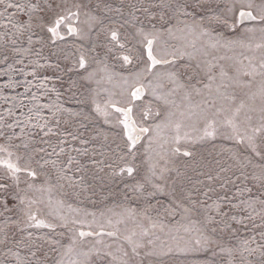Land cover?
I'll use <instances>...</instances> for the list:
<instances>
[{"label":"rangeland","instance_id":"374dc122","mask_svg":"<svg viewBox=\"0 0 264 264\" xmlns=\"http://www.w3.org/2000/svg\"><path fill=\"white\" fill-rule=\"evenodd\" d=\"M49 2L52 10L40 14L49 18L72 8L74 3L82 5L79 20L73 21L81 32L80 37L67 35L62 26L60 31L65 39L53 44L46 29L34 24L30 31L19 32L5 19L12 16L14 21L22 22L27 20L26 14L8 9L0 16V24L7 25V28L0 27V117L4 118L5 125L0 127V133H12L13 130L6 126L8 123L25 122L15 128V132L20 135L21 127L24 128L29 148L17 150L15 145L21 140L7 141L4 136H0V145H12L10 150L16 155H24L25 160L28 156L33 158L31 167L36 169L38 177L32 182L24 173L20 174L21 195L36 200L37 203L32 205L33 213L38 219L56 225V230L30 227L24 212L20 211L25 206L17 208L13 204L12 212L0 215V240H5L7 233L6 244L0 243V261L16 264L8 252L12 249L24 260L31 257L33 261L46 259V264H54L69 244L68 238L72 234L69 228L88 231L87 224L91 223L92 229L99 230L103 226L105 232H117L119 240L105 235L89 238L92 243L87 245L91 247L95 239H102L104 245L111 244V249L105 250L117 257L112 264H120L122 253L118 249L121 247L131 255L124 237L132 233H136L134 240L146 245L134 258L137 264H241V261L260 264L264 258L261 255L264 250L260 248L264 245V203H261L264 188L251 177L260 173L259 165L264 161L253 156L249 163L247 157L251 153L245 145L228 138L232 130L225 124V119L231 117L242 103L244 108L236 119L241 129L246 124L255 126L260 122L264 108V76L259 74V65L264 61V47L257 45L264 44V34L259 27L246 41V46L227 45L235 34L208 19L223 14L225 0ZM3 11L0 6V12ZM141 28L158 35L157 52L175 53L174 57H167L175 59V63L160 71L176 73L183 85L177 87L165 79V87L158 91L171 92L168 99L174 103L165 106L155 102L153 110L167 108L174 112L173 120L182 123L181 134L187 132L189 139L181 141L178 146L181 151L176 154L172 152L176 146L171 140L174 131L170 128L162 130L160 138L153 143L151 160L148 161L141 148L134 161L138 171L129 177L114 174L120 163L117 145L123 143L118 134L120 128L112 127L116 114L108 108L109 123H105V117L95 108L99 105L103 110L110 101L123 102L127 98L124 81L132 79L131 72L136 70L133 65L140 47L132 40V34ZM169 28L171 33L167 31ZM202 29L210 36L201 35ZM112 30L118 31L122 42L126 36L131 41L128 47L133 48V65L121 67L122 61L117 57L125 50L114 47L110 40ZM110 48L113 50L109 51ZM5 52L7 60L3 59ZM81 54L86 60L84 69L78 64ZM253 68L257 69L254 76L245 75ZM9 78L13 87L7 86ZM151 99L148 96L143 103L146 105ZM201 114L217 121L215 138L199 139L205 127ZM29 117L32 118L30 122ZM45 120L55 135L45 137L38 128L30 126ZM159 122V119L150 118L146 123ZM141 144L146 145L147 138ZM60 147L64 152L59 151ZM185 150L192 155L183 156ZM4 155L0 153V156ZM70 157L73 158L71 163ZM45 160L56 161V164L48 163L41 168ZM24 163L21 161L22 166ZM109 164H112L111 168ZM150 164L155 165V176L149 172ZM3 176L4 170L0 169V177ZM145 176L160 185L163 193L149 197L135 191L134 186L137 182L144 183ZM7 182L11 183L10 180ZM28 183H34V187L28 189ZM40 187L50 191H37ZM246 188H251L252 192L244 191ZM148 190L152 191L150 186ZM192 203H195V210L185 214L183 207H191ZM6 216L11 220L6 222ZM208 216L214 218L212 223H207ZM73 219L83 220L85 225L72 224ZM65 222L68 228L60 226ZM142 230H147L148 236H142ZM41 236L44 239H39ZM205 236L209 238L207 248H198L195 239ZM49 239L60 242L54 245L55 251L47 243ZM148 240L155 241L156 255H144L152 248L147 245ZM227 249L233 250L231 255ZM32 252H36L35 257L31 256ZM71 258L65 257V260ZM110 259L106 257L102 264Z\"/></svg>","mask_w":264,"mask_h":264},{"label":"snow or ice","instance_id":"6c2138e0","mask_svg":"<svg viewBox=\"0 0 264 264\" xmlns=\"http://www.w3.org/2000/svg\"><path fill=\"white\" fill-rule=\"evenodd\" d=\"M0 6H3L4 11L0 12V16H4V13L8 11V9H16L18 13H24L27 15V20L22 22L14 21L12 16H6L5 19L9 24L12 25L13 28H16L19 32L30 31L34 24L38 27L46 29L48 33H50L49 39L53 44L56 43L57 40H64L65 36L61 34L62 26L66 28L67 35L80 37L81 32L78 27L73 25V21H78L80 12L79 9L82 7L80 3H74L72 8H67L64 12L55 13L52 17H46L45 15H40L41 13H47L52 10V4L49 0H36L35 3L32 0H25L23 3L13 2V0H0ZM73 8L76 9L73 11ZM164 17H161L163 20ZM210 22H215L216 24L223 25L230 32L235 34L234 39H230L227 41V45H239L241 47L246 46V41L251 38L252 34H255L257 31V27H259V31L264 34V0H225L223 5V14H217L208 18ZM0 27L7 28L6 24H0ZM153 29H155V25H153ZM169 33H171V29H167ZM7 34V33H5ZM201 35L210 36V33L207 30L202 29ZM158 35L155 32H145L142 28L138 29L135 33L132 34V40L136 41V43L140 46L137 51L139 55L135 57V65H133L134 57L131 55L133 48L128 47L131 41L126 36L124 41L122 42L119 37V33L116 30H112L110 33V40L113 43L114 47L120 50H125L124 54H119L118 59L122 61L121 67H125L128 65H133L136 69L131 72L132 79H125L124 83L127 85V98L121 101L109 102L105 106V109H101L99 105L96 106L95 111L103 115L105 117V123H109L107 119L109 116L108 108H111L112 112L116 114L115 123L112 124V127H119L120 132L118 133L122 139V146L120 144L117 145L119 152L117 153V159L120 163H117L116 169L114 170V174L116 175H124L132 177L135 172L138 171L134 161L137 158L138 153L143 148L144 155L148 158V161L151 160L150 152L152 151L153 143H155L159 138L162 130L164 129H172L174 131V135L171 137L175 147L172 148V152L179 154L180 148L178 147L182 140L187 141L189 139V134L184 132L181 134L182 123L173 120L175 115L174 112L167 110H161L157 108L155 111L153 110L152 104L155 102H160L163 105L167 106L170 103L168 96L171 95V92L165 94L159 89L165 87L163 81L167 79L172 84H175L177 87H183L182 84L179 83L176 73L172 71H160V69L165 68L167 65L174 64L175 59L167 58L168 55L175 56V53H161L155 50V45L158 40ZM29 41L31 42V37H29ZM15 44V41H12ZM135 46V45H133ZM258 48L264 47V44H258ZM113 49H109L112 51ZM4 60L8 59V56L5 52ZM79 67L84 69L86 67V60L83 54H81L79 61ZM142 65V67H141ZM259 74L264 76V61H262L259 65ZM257 73V69L253 68L251 72H245V75L254 76ZM224 73L222 72V75ZM152 77L153 79H149ZM155 80V83H153ZM147 81V83H145ZM8 87H13L14 83L9 78ZM175 91V89H172ZM262 94H264V90H262ZM123 95V94H122ZM151 96V101H148L145 105L143 102L147 100V97ZM35 98V96H33ZM137 102H142L137 104ZM37 109L39 106H35ZM244 108V104L242 103L239 108L235 110L231 117H227L225 119V124L227 127L231 128V135L228 136L229 139L234 140L237 144L245 145L246 149L251 156L247 157L248 162L251 163L252 157H256L261 161H264V108L261 109L260 122L252 126L251 124H246L243 129L236 123V119L239 116L240 110ZM32 109H30V112ZM9 114L11 115V110H9ZM219 113H217L218 115ZM37 115H39L37 111ZM55 116V113H53ZM181 115H184L181 113ZM152 119H159V123H155L153 125H147V121ZM200 118L204 120L205 127L203 129V135L199 137V139L205 138H215L217 134V121L214 117L208 116L206 114H201ZM29 122L31 121V117L28 118ZM250 121L251 117H247ZM59 120H56V123L59 124ZM22 122L17 120L15 123L6 124L7 128L12 129V133L10 135L0 133V136H4L7 141H12L15 139H20L21 143L15 145L16 149L19 150L21 147L24 149L29 148V141L24 136V128L21 127L20 135H17L15 132V128L20 127ZM4 125V118L0 117V127ZM25 126H29L26 124ZM31 127L38 128L40 132L43 133V136L47 137L49 135H55L52 128L49 127L48 121L45 120L43 123L37 121L35 124H30ZM147 138V144L142 145L141 142ZM47 143V141H45ZM64 141H61L63 144ZM12 145L5 144L0 145V153H4V156H0V169L4 170V176L0 177V208L3 209L0 212V215H3L6 212H12V205L15 204L17 208L20 205H24L25 208L20 209V211L24 212V215L27 217V221L29 222L30 227L35 228H46L52 232H55L56 225L51 223H46L42 219H38L37 215L32 211V205L37 203L36 200L26 199L25 196L21 195L22 189H20V174L24 173L26 177H28L32 182H35L38 177V172L36 169L31 167L32 157L28 156L27 160H25L24 155H16L15 152L10 150ZM163 147V145H161ZM37 151H45L44 149H38ZM56 149H53L55 152ZM60 152H64V148L60 147ZM77 151H79L77 149ZM86 151V150H85ZM59 153H57L58 155ZM185 157H190L192 153L190 151H183L182 153ZM131 158L130 160L128 158ZM73 158H69V163H71ZM21 161H25V163L21 164ZM39 163V161H36ZM51 163L53 165L56 164V161H44V164H41L40 167L43 168L45 164ZM108 167H112V164H109ZM260 173L253 174L252 179L258 180L260 182V187L264 188V163L259 165ZM155 165H151L149 167V172L152 176H155ZM63 171V170H61ZM70 179V178H69ZM11 181L8 183L7 181ZM47 183V181H45ZM148 186L151 187L152 191L148 190ZM28 189H32L34 187V183L27 184ZM135 191L140 193V195H145L149 197H153L157 195V193H163L164 189L158 185L153 183L152 179L149 176L144 177V183H139L134 186ZM37 191H45L50 189H44L43 187L37 188ZM244 191L248 193L252 192L251 188H246ZM205 196L208 195L207 192L204 193ZM264 195V193H262ZM189 201H191V196L188 197ZM18 202V203H16ZM261 203H264V200H261ZM181 205H177L180 207ZM219 204L216 205L217 213L219 214ZM195 210V203H192L191 207H183V211L185 214H189ZM87 215H94L93 213H87ZM226 215V214H225ZM63 219V218H62ZM213 217L208 216L206 218L207 223L213 222ZM11 220L10 216L5 217V221ZM72 224H81L85 225V221L83 220H75L71 221ZM110 223V222H109ZM205 224V227L207 226ZM61 227L68 228V223H62ZM88 231L79 230L69 228V231L72 233L69 236V244L67 245L64 252L61 253V258L56 260L54 264H102L105 261L106 257L111 258L106 262V264H112V261H115L117 257L113 252L107 251L105 249H111L112 245H104V241L102 239H95L94 243L91 247H87L89 243H92L89 238H95L107 235L108 237H113L115 240H119L116 231H107L103 230V226H100L99 230L92 229V224H87ZM197 231H200L199 229ZM215 231V229H213ZM62 235V234H61ZM136 233H132V235L125 236L124 240L131 248V255L128 251L124 250L122 247L118 249L122 253L120 257V264H137L135 261V257L139 256V249L145 248L146 245L140 241L134 240L133 236ZM142 236H148L147 230H142ZM7 233H5V240H0V243L6 244ZM39 239H44L43 236L39 237ZM49 245L53 246L52 250H56L54 245L59 244V241L49 239L47 241ZM209 243L208 237L196 238L195 245L198 248H207ZM97 245H103V247H97ZM148 246H152L151 250L146 251L144 253L145 256H153L156 255L155 251V241L148 240ZM260 248L264 250V245H260ZM245 250H248L245 248ZM171 251V248L168 249ZM224 251V249H222ZM229 255L232 254V249H227ZM255 251V250H252ZM11 253L12 257L15 259L16 264H46L45 261L36 260L33 261L31 257L28 260H24L20 257L18 252H13L12 249L8 250ZM167 254V253H164ZM6 256L8 253L5 254ZM262 257H264V251L261 253ZM32 257L36 256V252L31 253ZM65 257H73L69 260H65ZM95 258V259H94ZM0 264H8V261H0ZM241 264H244L241 261ZM260 264H264V258L261 259Z\"/></svg>","mask_w":264,"mask_h":264}]
</instances>
